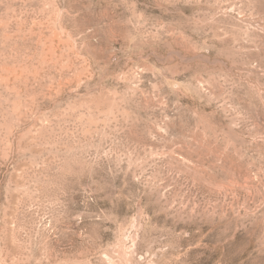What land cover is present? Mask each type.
I'll return each instance as SVG.
<instances>
[{"label": "rangeland", "instance_id": "obj_1", "mask_svg": "<svg viewBox=\"0 0 264 264\" xmlns=\"http://www.w3.org/2000/svg\"><path fill=\"white\" fill-rule=\"evenodd\" d=\"M0 264H264V0H0Z\"/></svg>", "mask_w": 264, "mask_h": 264}]
</instances>
